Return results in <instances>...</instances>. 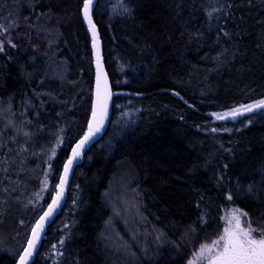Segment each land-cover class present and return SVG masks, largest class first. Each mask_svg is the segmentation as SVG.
I'll use <instances>...</instances> for the list:
<instances>
[{
  "label": "trees",
  "instance_id": "trees-1",
  "mask_svg": "<svg viewBox=\"0 0 264 264\" xmlns=\"http://www.w3.org/2000/svg\"><path fill=\"white\" fill-rule=\"evenodd\" d=\"M84 1L0 0V264H15L86 130ZM93 21L111 90L127 95L33 264H189L229 208L264 231V109L214 118L264 100V0H98ZM116 177L137 195L132 237L106 230Z\"/></svg>",
  "mask_w": 264,
  "mask_h": 264
},
{
  "label": "snow or ice",
  "instance_id": "snow-or-ice-1",
  "mask_svg": "<svg viewBox=\"0 0 264 264\" xmlns=\"http://www.w3.org/2000/svg\"><path fill=\"white\" fill-rule=\"evenodd\" d=\"M92 0H86L84 5L85 19L88 21L93 32L95 26L92 24L89 10ZM2 50V49H0ZM97 102L93 109V122L89 124V131L84 138L76 145L73 150V156L76 157L80 154V149L89 141V139L100 130L103 125L104 117L107 113V98L108 93L106 87H102L100 77H97ZM264 105V101L260 102ZM251 111V108L248 109ZM223 117L218 116L217 119ZM72 160L68 161L65 166L67 172L68 166L71 165ZM61 192L57 193V197L53 199L52 205L49 206L48 212L41 217L40 222L32 229L33 239L28 242V247L24 250V254L20 257L19 264H28V258L32 256V251L35 248V241L39 238V230L43 227L45 217L49 216L59 204V198L62 195L63 182L60 185ZM238 211V210H237ZM246 216V213H240ZM247 224V222H246ZM257 229H254L247 224V230L240 227L239 217L235 218V224L228 221V226L225 227L224 232L219 238L213 241L212 246H202L201 255L204 252H214V255L209 257L210 264H264V231H261L259 236L254 235Z\"/></svg>",
  "mask_w": 264,
  "mask_h": 264
},
{
  "label": "water",
  "instance_id": "water-1",
  "mask_svg": "<svg viewBox=\"0 0 264 264\" xmlns=\"http://www.w3.org/2000/svg\"><path fill=\"white\" fill-rule=\"evenodd\" d=\"M86 0L83 3L82 9H81V17L83 21V25L86 28V32L88 34V37L90 39V50H91V59H92V68H93V87H92V95H91V108H90V115L88 118V122L86 125V130L82 137L75 142V144L71 147L69 151V155L67 160L64 162L61 172L58 178V182L55 188V192L51 197L50 202L47 204L43 212L40 214L38 219L36 220L35 224L31 228L26 243L21 250L18 258L15 261V264H19L20 257L24 254V250L28 247V242L33 239L32 229L36 227L37 223L40 222L41 217L45 215L46 212L49 210V206L52 205L53 199L57 197V193L61 192V183L63 182V188H62V195L59 198V204L55 206L54 211L47 217H45V220L43 221V227L39 230V238L35 241V248L32 251V256L28 258V264H33L35 262V259L37 257V254L40 249V245L42 240L44 239L47 230L49 227L54 223V221L60 216L61 212L66 206V203L68 201V194H69V188L72 180V176L75 172V169L80 166L84 161V156L86 152L90 149L92 145H94L96 142L100 141L103 136L106 134L110 121H111V114H112V98L116 95H127V93H113L110 87V82L106 73V69L104 66V57H103V44L100 39V34L98 31L97 26L95 25L93 21V12L96 8V5L98 3V0H92L91 7L89 10V15L91 17L92 24L95 26V30L93 32L92 28L90 27L88 21L85 19L84 15V5ZM100 77V82L102 87H106L108 98H107V113L103 120V125L100 127V130L93 135L89 141L83 146L82 149H80V154L76 157L73 156V150L76 148V145L84 138V136L89 131V124L94 123L93 122V109L96 106L97 102V77ZM136 97V96H134ZM251 108V111L248 109ZM245 110L238 111L235 113H231L225 116H222V119H217L218 121H226V120H233L236 118L243 117L245 115H248L250 113H253L255 111H259L261 109H264V105H261L260 103H257L253 105L252 107H249ZM72 160L71 165L68 166L67 172L65 171V166L68 165V161Z\"/></svg>",
  "mask_w": 264,
  "mask_h": 264
},
{
  "label": "rangeland",
  "instance_id": "rangeland-1",
  "mask_svg": "<svg viewBox=\"0 0 264 264\" xmlns=\"http://www.w3.org/2000/svg\"><path fill=\"white\" fill-rule=\"evenodd\" d=\"M255 104L257 103H253L245 107H241V108H236L231 111L224 112V113L216 114L214 118L217 119L218 116L222 117V116H225L231 113L245 110L249 107H252ZM47 184H48V181L44 180L43 187H47ZM129 186H130L129 180L127 181L125 177H116L112 181L109 187L108 193L106 194L105 198L111 209V222L108 224V226H106V230L108 232L111 231V234L113 233L111 225L112 223L116 221L122 222V224L125 226L128 232L131 233L130 234L131 237L133 236L132 233L135 232V235L137 234L135 225L140 222L139 221L140 220L139 205L137 202V197H136L137 195L135 194V191ZM240 213H244V212L236 208H229L228 210L224 212V214L221 217V222L223 225L221 235L223 234L225 227L228 226V221L231 220L233 225L235 224L236 217H239L240 227L245 228L247 230V224H249L248 218L247 216L240 215ZM259 234H260V231H257L256 233H254V235L256 236H259ZM108 241H109V238H108ZM212 243L213 242H211L207 246H212ZM115 247H117L118 249L123 248L122 245L120 246V244H117V243ZM213 255H214V252H204L203 255H201V249H199V251H197L194 254L189 264H210L209 257Z\"/></svg>",
  "mask_w": 264,
  "mask_h": 264
}]
</instances>
